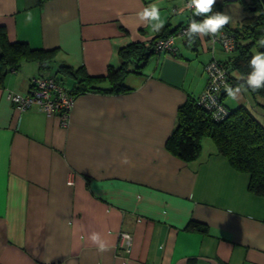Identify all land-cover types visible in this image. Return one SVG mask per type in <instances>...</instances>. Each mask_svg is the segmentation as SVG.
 <instances>
[{
	"label": "crops",
	"instance_id": "1",
	"mask_svg": "<svg viewBox=\"0 0 264 264\" xmlns=\"http://www.w3.org/2000/svg\"><path fill=\"white\" fill-rule=\"evenodd\" d=\"M186 2L0 0L9 42L55 49L45 70L23 59L0 75V264H264V197L248 189V175L212 141L202 139L189 161L166 146L179 106L205 86V63L233 56L223 58L218 45L211 51L205 37L189 44L175 36L173 52L128 63L127 89L73 96L65 124L37 106L19 110L7 97L29 93L35 75L67 78L72 89L76 80L58 72L62 64L105 74L121 64L122 46H148L185 23ZM152 3L165 21L158 33L137 15ZM222 102L247 106L264 126L248 90L235 100L225 92ZM191 220L206 229H186ZM120 231L132 236L127 254L116 248ZM93 232L107 251L89 240Z\"/></svg>",
	"mask_w": 264,
	"mask_h": 264
},
{
	"label": "trees",
	"instance_id": "2",
	"mask_svg": "<svg viewBox=\"0 0 264 264\" xmlns=\"http://www.w3.org/2000/svg\"><path fill=\"white\" fill-rule=\"evenodd\" d=\"M249 15L243 17L235 26L226 25L223 29L236 38L235 54L229 60H222L229 69L231 87L239 84L245 86L247 74L252 71L249 60L254 52H264L260 42L264 41V8L260 0H238ZM254 6L255 9L251 10ZM221 12V4L213 7L212 13ZM202 20L204 17L196 16ZM157 35L148 46L129 43L119 49L121 64L118 67L109 66L103 75H90L82 67L72 68L69 65H59L57 70L63 77L75 79L72 89L67 93L75 96L79 93L101 90L121 91L127 89L122 80L131 71L128 63L137 58H145L154 52L153 43L156 38L173 34ZM55 49H33L25 41L9 42L4 29L0 27V75L7 69L15 68L23 59L34 60L40 69L45 70L53 59ZM135 70V69H134ZM235 72L236 76L231 72ZM108 80V87H102L103 80ZM251 94L255 105L264 110V88ZM225 93V91H224ZM222 93V97L224 95ZM228 108V107H227ZM228 115L221 120H214L210 114L196 103V98L182 104L178 108L177 122L166 141L167 148L179 158L189 161L200 154L201 140L208 137L215 145L217 153L225 156L237 170L248 175V189L264 197V126L253 115L247 106L229 109ZM186 229L204 231L205 225L199 221H189Z\"/></svg>",
	"mask_w": 264,
	"mask_h": 264
},
{
	"label": "built area",
	"instance_id": "3",
	"mask_svg": "<svg viewBox=\"0 0 264 264\" xmlns=\"http://www.w3.org/2000/svg\"><path fill=\"white\" fill-rule=\"evenodd\" d=\"M188 10L190 12L185 23L179 26L173 34L155 39L153 43V49L155 52H173L175 50L174 37H187L184 33L191 20L195 19L201 21L196 16H193L192 10ZM220 36L222 38H216L215 43H212L210 37H205L209 43L210 50L212 51L214 46L218 45L223 52L231 53L235 51L236 38L234 35L225 29H222ZM217 70L222 71L224 77L223 82L217 79L214 85L213 79L214 76L218 74ZM204 72L206 75L205 86L196 97V103L204 108L214 120H221L229 113L228 108L222 102V93L220 92L221 89H223L224 84L229 86L231 84L228 66L222 60L212 56L205 63ZM217 86L220 88L219 91L214 90ZM7 97L14 107L19 110H25L32 106H37L47 114H57L63 124L67 122L69 110L73 102V96L69 95L61 82L57 81L51 75H35L30 79L29 93L24 94L16 91H8ZM210 97L215 99L216 103L214 105ZM218 109H223V112H219ZM214 113L220 118H214ZM224 113H226V115ZM125 234L131 239H126ZM131 245V234L126 231H120L116 245L117 250L121 253L127 254L130 251Z\"/></svg>",
	"mask_w": 264,
	"mask_h": 264
},
{
	"label": "clouds",
	"instance_id": "4",
	"mask_svg": "<svg viewBox=\"0 0 264 264\" xmlns=\"http://www.w3.org/2000/svg\"><path fill=\"white\" fill-rule=\"evenodd\" d=\"M216 4V0H187L185 5L186 8L192 10L193 16H201L204 17L201 21H197L192 19L189 23L184 35L187 36L189 44L194 42L196 36L201 38L210 37L212 39V43H215L216 38H222L220 36L221 30L231 22L232 17L223 13V12H215L212 13L213 7ZM138 18L141 22H147L150 24L153 32H159L163 27L165 21L161 19L160 8L156 3H152L149 6L143 8L138 14ZM26 19L28 21L32 20L31 13L26 15ZM260 46L264 47V41L260 42ZM214 67V66H213ZM249 67L252 69L250 73L247 74L245 79V87L242 89L241 86L231 87L227 84L223 85V89L226 92L227 96L232 98L233 100L237 99L242 91H247L248 88L253 91L264 88V52L256 51L251 56L249 60ZM217 75L214 76L213 84L215 85V81L217 79L223 82L224 73L220 70H217ZM216 91H219L220 88L215 87ZM212 99L213 105L216 103L214 98ZM219 112H223V109H218ZM226 115V113H224ZM214 118L219 119L215 113L213 114ZM129 161L125 157L122 160V163L127 164ZM71 184V182H69ZM126 239H131L127 234H125ZM89 240L97 245V250L99 252H105L108 250V247L100 237L99 233L93 232L89 236Z\"/></svg>",
	"mask_w": 264,
	"mask_h": 264
},
{
	"label": "rangeland",
	"instance_id": "5",
	"mask_svg": "<svg viewBox=\"0 0 264 264\" xmlns=\"http://www.w3.org/2000/svg\"><path fill=\"white\" fill-rule=\"evenodd\" d=\"M247 2H250V0H246ZM221 12L229 15L232 17L231 22L229 23L230 26H235L237 23L245 16L249 15V11L245 10L243 5L238 1H224L221 4ZM219 49V48H218ZM223 58H228V56H232L235 54V51L231 53H226L220 50L219 52ZM59 77V76H58ZM67 78H62L61 84L66 88L67 83H66ZM206 141H211L208 137L203 138V143H206Z\"/></svg>",
	"mask_w": 264,
	"mask_h": 264
},
{
	"label": "water",
	"instance_id": "6",
	"mask_svg": "<svg viewBox=\"0 0 264 264\" xmlns=\"http://www.w3.org/2000/svg\"><path fill=\"white\" fill-rule=\"evenodd\" d=\"M224 1H235V0H224ZM261 1V3H262V6H263V8H264V0H260ZM255 9V7L254 6H252L251 7V10H254ZM221 93H224V90L223 89H221V91H220Z\"/></svg>",
	"mask_w": 264,
	"mask_h": 264
}]
</instances>
